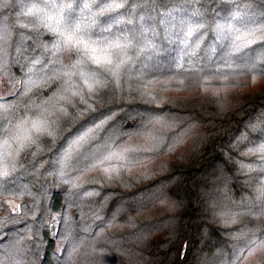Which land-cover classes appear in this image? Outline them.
Returning a JSON list of instances; mask_svg holds the SVG:
<instances>
[{"label":"trees","instance_id":"trees-1","mask_svg":"<svg viewBox=\"0 0 264 264\" xmlns=\"http://www.w3.org/2000/svg\"><path fill=\"white\" fill-rule=\"evenodd\" d=\"M27 11L0 0V111L46 123L5 154L0 264H264V0H128L91 92ZM117 149L140 174L83 179Z\"/></svg>","mask_w":264,"mask_h":264},{"label":"snow or ice","instance_id":"snow-or-ice-1","mask_svg":"<svg viewBox=\"0 0 264 264\" xmlns=\"http://www.w3.org/2000/svg\"><path fill=\"white\" fill-rule=\"evenodd\" d=\"M127 2L128 0H26L28 11L24 15L31 17L33 23L38 24L50 34L54 43L49 50V55L67 51L79 58L76 64L64 67L82 69L90 65L96 66L88 72L83 70L65 72L69 79L77 77L91 92L100 82L97 74L106 75L111 78L114 85L118 84V72L125 63L123 57L132 47L131 39L133 38L123 34L120 29L116 32L112 29L121 23L117 15L119 9L125 7ZM260 15L264 16V12ZM189 34L191 35V31ZM94 36L103 37V39H93ZM4 123L3 112L0 111V160L5 154L11 155L8 149L12 147V144L22 149L25 143L32 140L33 133L43 130L46 122L43 119L23 120L7 132L4 130ZM5 135L11 136L12 143L3 138ZM255 151L264 153V144ZM104 171L108 172L109 169ZM258 192L264 199V185L258 189ZM258 247L264 250V243L259 244Z\"/></svg>","mask_w":264,"mask_h":264},{"label":"rangeland","instance_id":"rangeland-1","mask_svg":"<svg viewBox=\"0 0 264 264\" xmlns=\"http://www.w3.org/2000/svg\"><path fill=\"white\" fill-rule=\"evenodd\" d=\"M247 80L252 81V85H256L259 83L264 82V78H258V77H254V78H245ZM255 81V82H253ZM156 83H159L161 85H167V86H171V82L170 80H158L155 81ZM250 82V81H249ZM170 84V85H169ZM188 85H185V87H187ZM170 88L166 89L169 90ZM174 90V89H172ZM169 90V91H172ZM12 89L7 86L4 81L0 78V96H6L9 93H11ZM264 154V153H263ZM5 161H6V156L3 157L2 160H0V173H4V171H2V169L5 166ZM104 169H109L108 172H105ZM142 171V166L141 164H131L129 162H127V160L125 159V151L122 149H117L115 150L112 154H110L108 157H106L105 159H103L97 166L91 168L90 170H88V173L85 174V176H83L85 178H96L98 176V178L102 179V178H106V177H122L124 175L129 176V175H137L140 174ZM93 173L94 176L92 175ZM99 174V175H98ZM7 205L9 208H15L17 207L18 203L17 201L13 200V199H9L7 200Z\"/></svg>","mask_w":264,"mask_h":264}]
</instances>
